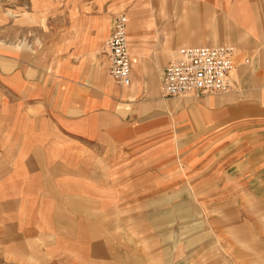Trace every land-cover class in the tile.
<instances>
[{"label":"crops","instance_id":"obj_1","mask_svg":"<svg viewBox=\"0 0 264 264\" xmlns=\"http://www.w3.org/2000/svg\"><path fill=\"white\" fill-rule=\"evenodd\" d=\"M145 2L128 12L129 87L106 65L0 46V264H144L139 245L112 242L110 212L144 192L158 206L175 190L178 160L201 191L264 200V0ZM226 41L249 60L231 92L197 105L161 98L181 47Z\"/></svg>","mask_w":264,"mask_h":264},{"label":"rangeland","instance_id":"obj_2","mask_svg":"<svg viewBox=\"0 0 264 264\" xmlns=\"http://www.w3.org/2000/svg\"><path fill=\"white\" fill-rule=\"evenodd\" d=\"M145 1L0 0V46L46 60L57 56L86 59L98 70L103 65L107 68L105 46L115 17L124 14L129 20L128 12L135 6H145ZM95 16L106 18L100 21ZM90 26L95 34L89 33ZM98 32L104 33L103 41L97 42ZM221 46L234 49L236 68L249 64L239 44L226 41ZM159 88L161 98L176 99L174 103L182 105L177 100L180 98L164 97L161 84ZM187 99L197 105L195 99ZM182 162L177 161L175 190L162 191L158 206L150 202L154 201L153 194L144 192L131 196L129 205L109 210L113 213L108 229L112 242L129 253L139 245L150 259L146 257L144 264H264L262 197L247 192H216V187L201 191L197 186L202 179L190 182ZM186 186L192 188L186 191ZM97 211L105 215L109 212ZM98 212L90 216L99 217Z\"/></svg>","mask_w":264,"mask_h":264},{"label":"built area","instance_id":"obj_3","mask_svg":"<svg viewBox=\"0 0 264 264\" xmlns=\"http://www.w3.org/2000/svg\"><path fill=\"white\" fill-rule=\"evenodd\" d=\"M128 18L118 14L106 42L108 73L119 84H132V61L128 39ZM235 51L229 46L184 47L170 61L161 76L166 98H193L224 94L234 89Z\"/></svg>","mask_w":264,"mask_h":264},{"label":"bare ground","instance_id":"obj_4","mask_svg":"<svg viewBox=\"0 0 264 264\" xmlns=\"http://www.w3.org/2000/svg\"><path fill=\"white\" fill-rule=\"evenodd\" d=\"M200 6V5H199ZM233 8V7H232ZM232 14V13H231ZM234 15V14H233ZM106 47V46H105ZM107 85V84H106ZM214 102V101H213ZM255 232V231H254ZM258 238V237H257ZM257 240V239H256ZM235 242V241H234ZM236 243V242H235ZM227 264V263H226Z\"/></svg>","mask_w":264,"mask_h":264}]
</instances>
